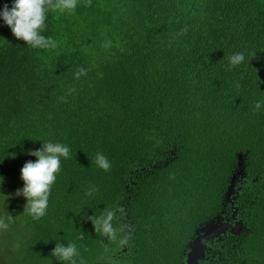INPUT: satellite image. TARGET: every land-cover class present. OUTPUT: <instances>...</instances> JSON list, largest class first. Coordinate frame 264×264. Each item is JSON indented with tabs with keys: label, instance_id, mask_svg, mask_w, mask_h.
I'll use <instances>...</instances> for the list:
<instances>
[{
	"label": "trees",
	"instance_id": "trees-1",
	"mask_svg": "<svg viewBox=\"0 0 264 264\" xmlns=\"http://www.w3.org/2000/svg\"><path fill=\"white\" fill-rule=\"evenodd\" d=\"M85 4L48 14L42 34L55 49L28 47L0 20V217L18 219V248L6 249L14 264H60L56 243H75L85 264H184L194 230L222 208L238 153L245 229L207 244L200 264H264V107L254 109L264 102V0ZM236 52L246 62L228 70ZM46 141L72 155L34 221L15 193L36 159L27 153ZM106 211L115 239L88 219Z\"/></svg>",
	"mask_w": 264,
	"mask_h": 264
},
{
	"label": "clouds",
	"instance_id": "clouds-1",
	"mask_svg": "<svg viewBox=\"0 0 264 264\" xmlns=\"http://www.w3.org/2000/svg\"><path fill=\"white\" fill-rule=\"evenodd\" d=\"M79 6V0H13L11 7L7 4L0 6V20L8 26L12 35L25 42L30 48L55 49L58 42L51 37H46L42 33L45 31L46 20L50 12H59L61 14H71ZM85 6H91V0H86ZM188 29L184 28L177 35H185ZM110 42L105 44L109 47ZM228 70L246 62L243 52H236L228 58ZM250 61V60H249ZM248 61V62H249ZM87 70L78 68L75 78L79 79L86 75ZM239 89V83L236 84ZM74 89H69L68 94ZM67 102L65 97L59 98ZM264 107V102L257 101L254 105L255 111ZM28 155L35 157V161H26L20 169V179L23 181V187L15 193L17 196L24 197L26 203L24 212H26L34 221H38L47 215L49 197L51 189L55 184L56 178L61 171L62 159L71 158V149L68 145L59 142H42L41 147L36 150H30ZM245 161V160H244ZM96 165L107 172L111 169V162L103 153H97L95 156ZM3 177H0V182ZM90 194V193H89ZM120 211H123L120 209ZM114 211H106L98 218L88 217L93 225L95 232L102 231V234L115 239L116 230L113 226ZM7 220H12V216L7 218L0 217V229H7L9 224ZM80 239H83L81 234ZM18 247V245H17ZM50 255L60 264H85L81 253L75 243H56Z\"/></svg>",
	"mask_w": 264,
	"mask_h": 264
},
{
	"label": "water",
	"instance_id": "water-1",
	"mask_svg": "<svg viewBox=\"0 0 264 264\" xmlns=\"http://www.w3.org/2000/svg\"><path fill=\"white\" fill-rule=\"evenodd\" d=\"M236 169L230 176L228 185L223 194L221 207L224 209L230 206L231 219L224 220L221 214H216L207 222L200 224L195 230L191 241L187 244L185 253V264H200L205 259L207 253V244H211L214 240H219L222 235L229 232L232 235H238L244 231L245 226L242 220H236L237 207L234 202L237 199L238 191L241 187H235L237 182L242 181L246 177L245 173V155L238 153L236 155ZM254 178L252 181H256ZM223 213V210H221ZM125 251V249H123Z\"/></svg>",
	"mask_w": 264,
	"mask_h": 264
},
{
	"label": "rangeland",
	"instance_id": "rangeland-1",
	"mask_svg": "<svg viewBox=\"0 0 264 264\" xmlns=\"http://www.w3.org/2000/svg\"><path fill=\"white\" fill-rule=\"evenodd\" d=\"M12 211V209H10ZM13 212V211H12ZM0 213H2V210L0 209ZM9 214L5 217L7 218ZM16 220V221H15ZM6 222L9 224V227L5 229H0V264H14V258L10 255V253L6 252V249L17 250V246H14L13 243H10V237H13L15 239L16 236V229L18 227V219L13 218L12 220H7ZM19 264V262L17 263Z\"/></svg>",
	"mask_w": 264,
	"mask_h": 264
},
{
	"label": "flooded vegetation",
	"instance_id": "flooded-vegetation-1",
	"mask_svg": "<svg viewBox=\"0 0 264 264\" xmlns=\"http://www.w3.org/2000/svg\"><path fill=\"white\" fill-rule=\"evenodd\" d=\"M244 163H245V161H244ZM245 167H246V165H245ZM246 179H247V174H246V177H245ZM248 180H245V181H243L242 183H239L238 185H236V187H239L240 185H241V187H242V189H243V184L244 183H246ZM221 210H223V213H221ZM221 210H220V212L219 213H217V214H221L222 215V217H223V219L224 220H226V219H231V210H230V206L229 205H227L224 209L223 208H221ZM236 220H240V218H238V208H237V214H236ZM208 247V246H207ZM187 252V251H186ZM185 252V253H186ZM185 253H184V256H185ZM208 253V252H207ZM206 253V254H207ZM205 257H206V255H205ZM205 260V259H204ZM203 260V261H204ZM203 261H201V262H203ZM185 264V263H184Z\"/></svg>",
	"mask_w": 264,
	"mask_h": 264
},
{
	"label": "bare ground",
	"instance_id": "bare-ground-1",
	"mask_svg": "<svg viewBox=\"0 0 264 264\" xmlns=\"http://www.w3.org/2000/svg\"><path fill=\"white\" fill-rule=\"evenodd\" d=\"M222 23V22H221ZM149 32V31H148ZM201 37V36H200ZM89 66V65H88ZM147 71V70H146ZM26 93V92H25ZM28 98V97H27ZM51 104V103H50Z\"/></svg>",
	"mask_w": 264,
	"mask_h": 264
}]
</instances>
